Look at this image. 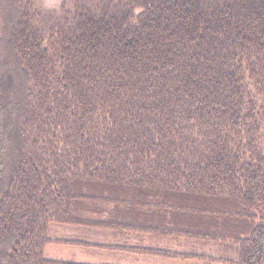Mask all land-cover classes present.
<instances>
[{"label": "trees", "instance_id": "1", "mask_svg": "<svg viewBox=\"0 0 264 264\" xmlns=\"http://www.w3.org/2000/svg\"><path fill=\"white\" fill-rule=\"evenodd\" d=\"M54 222L264 264V0H0V264Z\"/></svg>", "mask_w": 264, "mask_h": 264}, {"label": "crops", "instance_id": "2", "mask_svg": "<svg viewBox=\"0 0 264 264\" xmlns=\"http://www.w3.org/2000/svg\"><path fill=\"white\" fill-rule=\"evenodd\" d=\"M49 233L53 239L63 241L47 244L52 251L46 256L56 261L78 264H185L183 260L153 255L146 251L161 246L175 247L177 244L176 240L165 239L149 232L139 233L98 224H53ZM58 246L67 247L68 254L63 255L61 251L58 254Z\"/></svg>", "mask_w": 264, "mask_h": 264}, {"label": "rangeland", "instance_id": "3", "mask_svg": "<svg viewBox=\"0 0 264 264\" xmlns=\"http://www.w3.org/2000/svg\"><path fill=\"white\" fill-rule=\"evenodd\" d=\"M43 1V3L45 4V5H47V6H49V5H52V6H57L62 0H42ZM87 217L88 218H92V219H96V218H98V214H93V213H88V215H87ZM53 224H57V223H53ZM52 224V225H53ZM62 225H66V224H62ZM69 225H75V224H69ZM177 245H178V243L176 244V246L174 247V248H176L177 247ZM180 245H182V243H180ZM47 247V248H46ZM57 248H60V249H57V253H58V251H61V254H63V255H66V254H68L66 251H68L67 249V247H60V246H58ZM47 249V250H46ZM51 251H52V249H51V247H49V246H47V244H46V246H45V248H44V253H45V255H47L48 253L49 254H51ZM59 254V253H58ZM62 255V256H63Z\"/></svg>", "mask_w": 264, "mask_h": 264}, {"label": "clouds", "instance_id": "4", "mask_svg": "<svg viewBox=\"0 0 264 264\" xmlns=\"http://www.w3.org/2000/svg\"><path fill=\"white\" fill-rule=\"evenodd\" d=\"M49 6H52V5H49Z\"/></svg>", "mask_w": 264, "mask_h": 264}]
</instances>
